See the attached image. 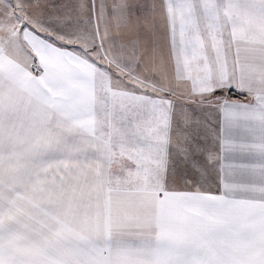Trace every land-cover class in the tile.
<instances>
[{"label": "snow or ice", "instance_id": "6c2138e0", "mask_svg": "<svg viewBox=\"0 0 264 264\" xmlns=\"http://www.w3.org/2000/svg\"><path fill=\"white\" fill-rule=\"evenodd\" d=\"M0 264H264V0H0Z\"/></svg>", "mask_w": 264, "mask_h": 264}]
</instances>
